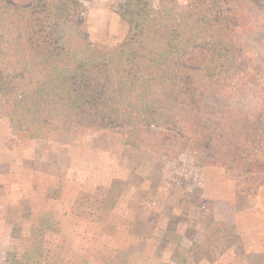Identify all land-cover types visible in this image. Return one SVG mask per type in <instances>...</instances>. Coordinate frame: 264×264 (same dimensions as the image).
Listing matches in <instances>:
<instances>
[{"label": "rangeland", "instance_id": "374dc122", "mask_svg": "<svg viewBox=\"0 0 264 264\" xmlns=\"http://www.w3.org/2000/svg\"><path fill=\"white\" fill-rule=\"evenodd\" d=\"M195 1L79 0L75 23L105 53L130 43L132 48L130 22L143 14H156L160 23L164 12L186 14ZM201 1L210 8L206 12L221 15L209 29L227 25L231 60L221 62L223 71L245 91L210 97L201 113L213 123L226 108V124H233L237 111L250 115L264 107V0ZM195 75L208 79L202 70ZM130 114L135 119L99 120L100 129L77 125L31 140L12 126L0 99V121H6L0 123V264L10 249L22 251L46 211L58 223V234H46L47 241L64 237L66 255L87 264H264V242L257 239L264 233V204L256 198L264 185L242 187L240 201L220 199L227 193L224 183L203 173L218 167L202 165L186 144L158 142L162 129L147 130L143 111ZM238 213L240 234L246 235L229 242L227 235L238 234Z\"/></svg>", "mask_w": 264, "mask_h": 264}, {"label": "trees", "instance_id": "16d2710c", "mask_svg": "<svg viewBox=\"0 0 264 264\" xmlns=\"http://www.w3.org/2000/svg\"><path fill=\"white\" fill-rule=\"evenodd\" d=\"M204 5L192 2L183 15L164 12L160 23L145 13L130 22L132 48L100 53L75 23L79 0H0V99L10 123L31 140H46L55 131L100 129V121L125 122L135 119L130 112L140 117L143 111L147 130L162 129L158 142L186 144L202 165L223 169L235 183L236 201L242 200V187L264 185V107L250 115L237 111L233 124H226V108L213 123L201 113L210 97L245 92L223 71L221 62L231 60L227 25L209 29L221 15ZM201 70L207 80L195 75ZM45 213L22 251L10 249L2 264L88 263L66 255L64 237L47 241L46 234H58V223ZM226 239L238 243L240 235Z\"/></svg>", "mask_w": 264, "mask_h": 264}, {"label": "crops", "instance_id": "0c3cea01", "mask_svg": "<svg viewBox=\"0 0 264 264\" xmlns=\"http://www.w3.org/2000/svg\"><path fill=\"white\" fill-rule=\"evenodd\" d=\"M5 123L6 121H0V123ZM27 140V139H26ZM28 143H32L33 141H31L30 139L27 140ZM212 172V174H214L218 180L222 183H224V185H222V187L225 188V191L227 192L225 196H220V199L222 200H226V201H229V199H231L232 197H235V193H236V189H235V185L233 182H231L230 180L226 179L224 177V171L220 168H206L204 169L203 173L205 175V179L207 178V175ZM257 200L259 202V205L260 204H264V187H260L257 191ZM240 215H242L241 213H238L237 214V218L234 217V226L237 227L238 226V229L236 228V231L238 232V234L240 236H243V235H246V233L244 234H240V227L241 225H243V223L241 222V218H240ZM263 217V216H262ZM262 226H264L262 224ZM255 228V227H254ZM254 231V230H253ZM252 229L250 230L249 233H252L253 232ZM243 232V231H241ZM256 235V234H255ZM259 238L258 239V242L259 243H263L264 242V233H260L258 234ZM256 239V237H254ZM254 253H257V252H254ZM260 254V253H259Z\"/></svg>", "mask_w": 264, "mask_h": 264}]
</instances>
